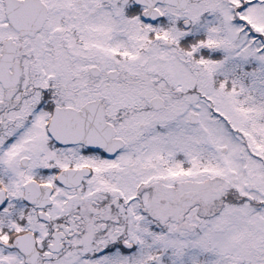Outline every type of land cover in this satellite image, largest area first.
Listing matches in <instances>:
<instances>
[{"label": "snow or ice", "instance_id": "snow-or-ice-1", "mask_svg": "<svg viewBox=\"0 0 264 264\" xmlns=\"http://www.w3.org/2000/svg\"><path fill=\"white\" fill-rule=\"evenodd\" d=\"M0 264H264V0H0Z\"/></svg>", "mask_w": 264, "mask_h": 264}]
</instances>
